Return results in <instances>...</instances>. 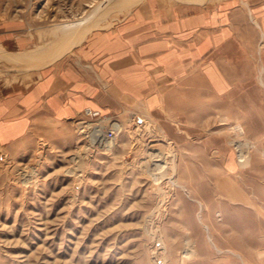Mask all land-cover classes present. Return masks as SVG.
I'll return each instance as SVG.
<instances>
[{
	"label": "rangeland",
	"instance_id": "374dc122",
	"mask_svg": "<svg viewBox=\"0 0 264 264\" xmlns=\"http://www.w3.org/2000/svg\"><path fill=\"white\" fill-rule=\"evenodd\" d=\"M1 2V18L35 24L125 15L124 0ZM206 99L193 122L86 114L0 145V264H264V118L208 115Z\"/></svg>",
	"mask_w": 264,
	"mask_h": 264
},
{
	"label": "crops",
	"instance_id": "0c3cea01",
	"mask_svg": "<svg viewBox=\"0 0 264 264\" xmlns=\"http://www.w3.org/2000/svg\"><path fill=\"white\" fill-rule=\"evenodd\" d=\"M1 1L0 145L47 139L87 111L193 122L201 95L208 115L264 118V0H124L104 27L99 9L67 26L4 19Z\"/></svg>",
	"mask_w": 264,
	"mask_h": 264
},
{
	"label": "bare ground",
	"instance_id": "6f19581e",
	"mask_svg": "<svg viewBox=\"0 0 264 264\" xmlns=\"http://www.w3.org/2000/svg\"><path fill=\"white\" fill-rule=\"evenodd\" d=\"M107 119V118H106ZM105 121V120H104ZM103 122V121H102ZM102 125V124H101ZM104 125V124H103ZM102 125V126H103ZM98 129V128H97ZM96 129V130H97ZM100 130V129H99ZM102 130V129H101ZM101 130H100V132H101ZM237 133H239V134H242L243 132H244V130H243V128L241 127V126H237L235 129H234ZM97 133V132H96ZM96 136V135H95ZM94 136V137H95ZM92 137V136H91ZM95 139V138H94ZM105 139H107V134L104 132V133H101L100 134V138H99V140H105ZM107 141V140H106ZM110 141V140H109ZM96 142V141H95ZM109 145V144H108ZM111 145V144H110ZM108 147V146H107ZM238 147V150H239V152H240V156H239V159H240V162L241 163H244V161H245V156H244V151H243V147H242V144H241V142H240V144L237 146ZM164 166H161V165H157L156 166V168L154 169V172L155 171H158V170H161L162 168H163ZM159 173V172H158ZM158 173H154L153 175L154 176H156V179H158Z\"/></svg>",
	"mask_w": 264,
	"mask_h": 264
},
{
	"label": "built area",
	"instance_id": "2783aa9c",
	"mask_svg": "<svg viewBox=\"0 0 264 264\" xmlns=\"http://www.w3.org/2000/svg\"><path fill=\"white\" fill-rule=\"evenodd\" d=\"M86 114H87L88 116H94V117H97V116L100 115V112H98V111H87Z\"/></svg>",
	"mask_w": 264,
	"mask_h": 264
}]
</instances>
